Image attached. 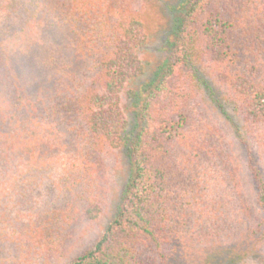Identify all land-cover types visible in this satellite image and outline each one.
<instances>
[{"label":"trees","instance_id":"obj_1","mask_svg":"<svg viewBox=\"0 0 264 264\" xmlns=\"http://www.w3.org/2000/svg\"><path fill=\"white\" fill-rule=\"evenodd\" d=\"M0 14V253L65 249L102 214L120 149L116 215L67 264H178L187 242L264 234V0H186L133 134L144 0H0Z\"/></svg>","mask_w":264,"mask_h":264},{"label":"rangeland","instance_id":"obj_2","mask_svg":"<svg viewBox=\"0 0 264 264\" xmlns=\"http://www.w3.org/2000/svg\"><path fill=\"white\" fill-rule=\"evenodd\" d=\"M144 1L145 18L149 25V39L140 50V57L145 69L143 75L128 87L134 95L132 97L124 95L122 99V108L128 119L129 134H133L139 127L137 111L147 90L152 83L158 81L163 73L162 69L168 56V50L177 33V22L186 3V0ZM0 22H4L1 14ZM36 57L40 58L36 52H32L27 62L29 66H33V58L37 59ZM41 59L45 58L41 57ZM106 161L108 165L106 199L103 212L96 221L83 225L65 249L61 246H54L57 249L51 248L50 255L36 247L18 252L4 248V252L0 253V264H67L87 249L116 215L130 175V166L124 150L111 152ZM33 205H35L33 216L36 212H42L39 202L33 201ZM182 250L178 264H195V257L198 259L200 256L208 255V258L212 257L216 260L215 264H264V234L259 232L252 241L247 236L229 243L195 244V242H187ZM9 251L12 252L11 256Z\"/></svg>","mask_w":264,"mask_h":264}]
</instances>
